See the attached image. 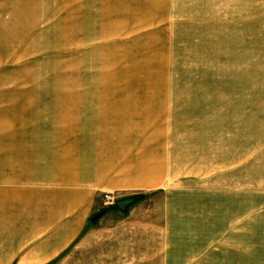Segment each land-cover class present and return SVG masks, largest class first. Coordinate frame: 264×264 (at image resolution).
Wrapping results in <instances>:
<instances>
[{"label": "rangeland", "instance_id": "1", "mask_svg": "<svg viewBox=\"0 0 264 264\" xmlns=\"http://www.w3.org/2000/svg\"><path fill=\"white\" fill-rule=\"evenodd\" d=\"M58 172L46 264H264V0H0V185Z\"/></svg>", "mask_w": 264, "mask_h": 264}, {"label": "crops", "instance_id": "2", "mask_svg": "<svg viewBox=\"0 0 264 264\" xmlns=\"http://www.w3.org/2000/svg\"><path fill=\"white\" fill-rule=\"evenodd\" d=\"M164 10H166L165 7ZM168 16L169 14L166 13V17ZM157 17L158 19L160 18L159 16ZM155 19L156 17L153 19L149 18V20H153L152 24H154ZM112 134V122H107V139H109ZM115 134H117V132H115ZM110 146L111 142L109 140L107 141L108 149ZM39 160V168H45L47 161L42 159ZM67 163L69 162L63 160V162L58 165L59 172L62 170L64 171L65 167H68L66 166ZM40 171L42 172V177L45 176L44 173H47L46 170ZM59 172L57 173L56 180H54L55 183L51 185V188L52 186L55 187L52 189L49 188V186L47 187L42 177L36 180V182H40L41 185L35 188H25L27 186L24 183L22 184L23 188L19 186L18 188H14L9 184V186L5 188L0 185V192L6 191L4 194L7 195L5 198L7 200L5 202H0V264H13L16 259H19L23 264H46L63 252V250H65L77 237L79 232V221L76 222L73 218L67 219L65 226L59 229L58 232L54 230L51 232V235H49L47 229V225L49 224L55 226L57 224L60 225L61 222L58 223V221L63 214L59 216L52 213L54 204L51 201L53 206L49 205V200L45 199L46 193L51 191L54 194H58L57 206L53 210H63L65 204L60 202V198L63 199L64 197L61 196L60 193L69 196V194L75 191V188L68 187V185L76 187L80 185L79 179L71 180V178H75L72 177L74 175H71V178H66L69 176L59 174ZM11 184L14 185L13 182ZM57 185L61 188H57ZM63 185H65L64 188L62 187ZM16 195L19 196V199L15 201ZM20 199H22L23 203H21ZM67 206L70 207V205ZM17 208H19L18 213L16 212ZM62 210L59 211L62 212ZM22 221L23 224L28 222V224H32L29 229L25 227L22 229L25 231L24 235L21 229H16L17 222L22 223ZM17 256H19V258Z\"/></svg>", "mask_w": 264, "mask_h": 264}, {"label": "water", "instance_id": "3", "mask_svg": "<svg viewBox=\"0 0 264 264\" xmlns=\"http://www.w3.org/2000/svg\"><path fill=\"white\" fill-rule=\"evenodd\" d=\"M134 202L133 198H128L125 200H122L120 202H117L114 206L111 207L112 211L119 210L121 212L125 211V209ZM104 215V212H100L97 215H95L91 219V223H95L97 220H99Z\"/></svg>", "mask_w": 264, "mask_h": 264}, {"label": "trees", "instance_id": "4", "mask_svg": "<svg viewBox=\"0 0 264 264\" xmlns=\"http://www.w3.org/2000/svg\"><path fill=\"white\" fill-rule=\"evenodd\" d=\"M132 198L134 199V203L133 204H135V203H138V202H141V201L145 200L147 198V196L141 194V195H138V196H134Z\"/></svg>", "mask_w": 264, "mask_h": 264}, {"label": "bare ground", "instance_id": "5", "mask_svg": "<svg viewBox=\"0 0 264 264\" xmlns=\"http://www.w3.org/2000/svg\"><path fill=\"white\" fill-rule=\"evenodd\" d=\"M0 194H1V195H3V196L5 195V194H3V193H0ZM1 195H0V198H2V197H3V196H1ZM0 202H2V201H0Z\"/></svg>", "mask_w": 264, "mask_h": 264}]
</instances>
